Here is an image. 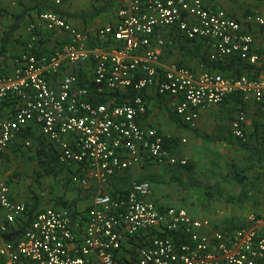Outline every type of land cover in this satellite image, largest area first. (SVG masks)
I'll list each match as a JSON object with an SVG mask.
<instances>
[{
  "label": "built area",
  "instance_id": "2783aa9c",
  "mask_svg": "<svg viewBox=\"0 0 264 264\" xmlns=\"http://www.w3.org/2000/svg\"><path fill=\"white\" fill-rule=\"evenodd\" d=\"M244 25L264 29V17L250 14L242 24L203 0H132L118 22L95 32L77 29L55 13H39L25 27L28 38L18 67L0 75V153L19 144L32 148L23 136L33 132L55 151L69 184L79 189L92 181L105 185L134 166H185L161 132L141 125L148 113L143 97L100 103L95 94L153 92L168 98L187 125L228 96L253 101L264 112V79L160 62L161 49L171 44L160 33L175 28L178 40H202L212 62L237 56L263 67L264 39L257 51ZM46 38L53 44L45 53ZM85 63L92 72L80 80L77 70ZM7 102L10 113L4 110ZM244 124L240 113L231 134L246 143ZM27 212L0 177V264H114L119 253L125 254L123 264H264V215L250 216L233 230L215 228L184 208L155 203L146 181L134 183L122 197L97 190L90 207L76 217L68 209H44L17 242H7L17 221L28 220Z\"/></svg>",
  "mask_w": 264,
  "mask_h": 264
},
{
  "label": "crops",
  "instance_id": "0c3cea01",
  "mask_svg": "<svg viewBox=\"0 0 264 264\" xmlns=\"http://www.w3.org/2000/svg\"><path fill=\"white\" fill-rule=\"evenodd\" d=\"M55 1L56 0H34V2L30 4L26 0H18L16 2L12 0H0V48L4 47V52L0 56V75L11 74L18 67L19 56L24 51L28 38L25 27L30 22L34 21L39 13L52 12L53 9H56L60 14H55L65 19L75 28L83 31L95 32L97 29L106 24H114L118 22L119 12L126 9L132 0H60L59 4H56ZM203 2L211 8L224 10L229 16L237 19L242 24L245 17L250 14H256L264 17V0H203ZM92 12L98 14L92 17H80L81 15ZM20 16H23V20L20 23L19 28L10 34L9 29L14 24L15 19ZM244 30L253 35L254 47L257 51H259L263 45L264 29L259 28L258 26L247 27L244 25ZM160 34L166 41L171 42V44L161 49L160 62L163 66L175 64L178 66L189 67L197 72L208 71L212 74L224 76L219 72L210 71L206 66L205 60L209 50L202 40H178L175 38V28L166 29ZM42 44L44 46L43 51L46 53L49 48L52 47L53 40L51 38H46L42 40ZM253 67L254 70L252 69L253 71L249 76L255 75L254 77H256V79H264V66ZM66 70L69 71L68 69ZM77 71H79L78 74L80 73L83 77L87 74L91 75V64L85 63V65ZM243 76H248V74ZM144 94L145 95L141 97H143L147 102L148 113L141 120V125L144 127H154L163 134L165 139L171 140L172 146H170L168 141L169 144L167 147L170 151H172V153H174L175 143L177 142L176 139L183 136L181 133L186 130V126L189 125L183 123L176 117L169 104L168 98L165 99L157 96L153 92H144ZM235 96L227 98L222 105L200 110L199 119L192 125L193 129L188 128L195 138L194 141L191 142L190 148H187L183 159L187 162L196 160L200 152L199 150L202 151L201 144L204 140L202 141L201 138L196 137V132L212 136L217 140L216 142L208 143H226L227 140L224 136L228 135L231 131L230 122L228 123L227 121L228 119L221 121V124L223 125L224 123L225 125V127L221 128V132L218 129L217 134H213L210 132V129L213 126V123H217L219 120H222L227 116H231L232 114L235 116L236 113V116L240 113H243L245 116L244 129L246 134L249 136L250 143H255L257 141V137L261 134L263 127L261 121L264 120V112H262L259 106L253 101L244 103L239 96ZM8 105L9 102L6 103L4 110L6 112L8 111L7 113H10ZM159 110L166 111V115L159 114ZM182 126L186 128H183ZM224 133L226 135L221 137L220 135ZM32 136L38 137V135L33 132H26L23 137L33 142ZM23 137L19 138V140L21 141ZM231 138L232 140L230 143L232 151L241 152L244 160L245 154L240 150L233 135H231ZM13 152H17L15 154H18L16 149H9L0 153V177L5 179L9 184L12 200L16 202H24L27 205L28 213L33 207H36L33 215L47 208L68 209L76 217L77 215L84 213L90 207L94 192L100 190L104 193H108L107 191L109 190L111 182H108L105 185H100L99 183L92 181L88 188H80L82 193H84L83 197L81 196L80 198L68 201L63 198L60 199L59 197H62L63 195H59L51 202L44 201L45 198H42L44 194L39 195L38 191H36L33 187L31 188L29 184H26L24 181L19 182L12 177V173H14L12 163L18 158L13 154ZM180 152L183 153L184 151L180 150ZM174 154L176 155V152ZM31 157H33V159H38L36 152H33ZM231 164L242 166L243 161L239 163L238 161L233 160L230 165ZM230 165L227 172H221V178L218 180V184H216L214 188H212V191H210L211 194L207 199L205 207L201 210L198 208L195 209L196 205L193 201L194 205L190 207L191 209L184 208L197 218H207L210 222H212V225L214 224L217 226L215 228L222 227V223H224L225 220L234 219V221L239 223L245 222V220H247L250 216L264 215V171L263 174H260L261 172L259 171L248 172L247 179L245 181L246 185L244 188H240L235 184L231 177L228 176ZM154 166L157 165L151 166L145 164L141 166H134L127 171L119 172L116 177L130 180V182L134 184L137 181L148 179L149 176H152V174L156 175L157 171ZM177 167L178 166H170V169L175 172L177 171ZM259 175L261 178L257 181L256 176ZM172 177L173 175L170 173L169 178L172 179ZM158 179H160V177H158ZM119 182L117 179V181H114L113 183L114 185L120 186ZM11 185H15V191L11 188ZM67 185L70 188H73L69 183H67ZM27 186L28 188L30 187L29 189L32 193V197L25 193ZM69 187L64 189H70ZM151 187L155 203L164 206H176L170 202V197L165 194L163 189L161 190L160 186L158 188H154V186L151 185ZM211 195L214 197H211ZM214 198H216V201ZM73 201L75 203L71 207L64 204L65 202L71 203ZM219 207H221V211H219ZM29 222L30 220L23 218L22 220L17 221L15 229H24Z\"/></svg>",
  "mask_w": 264,
  "mask_h": 264
},
{
  "label": "rangeland",
  "instance_id": "374dc122",
  "mask_svg": "<svg viewBox=\"0 0 264 264\" xmlns=\"http://www.w3.org/2000/svg\"><path fill=\"white\" fill-rule=\"evenodd\" d=\"M158 113L166 115V111L159 110ZM236 115L234 116V114H232L231 116L219 120L217 123H213L210 132L217 134L218 129L221 132V128L225 127L224 123L223 125L221 124V121L223 120L228 119L227 121L228 123L230 122L231 126L232 121L237 117ZM263 123L264 120L261 121V124L264 127ZM182 127L187 128L186 130L183 129L184 131L181 133L183 136L176 139L177 142L174 147V153L176 152L177 157L181 159H183L187 148H190V144L195 138L188 129H193L192 125ZM224 135L226 134L224 133L220 136L222 137ZM231 135L230 131L228 135L224 136L227 140L224 144L208 143L204 141L201 144L202 151L199 150L200 152L196 160H192L191 162L188 161L186 166H178L177 171L175 172H173L172 169H170V166L167 165L154 166L157 171L156 175L152 174V176H149L145 181L150 182L154 188L160 186L161 190L163 189L165 194L170 197V202L176 206L191 209L190 207L195 204V209L198 208L201 210L206 206L207 199L211 194V192L206 190H212V188L218 184V180L222 175L221 172H227L231 161L236 160L239 163L243 161V154L241 152L232 151L230 143L232 140ZM180 150H183L184 152L181 153ZM16 151H18V154H15L17 152H13V154L18 158L12 163V168L14 169L12 177L19 182L24 181L26 184H29L31 188L33 187L38 191L39 195L44 194L42 196V198H45L44 201L51 202L59 195H63V199L68 201L84 196L81 189L74 187L70 188L67 185V178L69 177L67 174H59L57 177L46 175L39 159H33V157H31L32 153L36 151L34 147L22 150L19 149ZM170 173L173 175L172 179L169 178ZM158 177H160V179H158ZM66 187H69L70 189H64ZM11 188L15 191L16 187L15 185H11ZM29 188L27 186L25 193L32 197ZM211 197L214 196L211 195ZM214 200L216 201V198H214ZM193 201L195 202L194 204ZM219 208V211H221V207Z\"/></svg>",
  "mask_w": 264,
  "mask_h": 264
},
{
  "label": "trees",
  "instance_id": "16d2710c",
  "mask_svg": "<svg viewBox=\"0 0 264 264\" xmlns=\"http://www.w3.org/2000/svg\"><path fill=\"white\" fill-rule=\"evenodd\" d=\"M52 12L60 14L56 9H53ZM97 14L98 13L92 12V13L81 15L80 17H84V16L92 17V16H95ZM22 20H23V16H20V17L15 19L14 24L9 29L10 34H12L15 30H17L19 28ZM3 52H4V47L0 48V56L3 54ZM206 57H207V55H206ZM205 63H206V66L209 68L210 71H216V72L221 73L224 76L232 77L235 79L240 78L245 74L246 75L248 74V76H249L251 74V72L254 70L253 66L242 61L237 56L232 57L230 60L226 61L225 63L212 62V61H209V59L207 57L205 60ZM79 76H80V80H83L85 78L80 73H79ZM254 76L255 75H252L249 77L256 79V77H254ZM144 95H145L144 92H137L133 89H129L127 92H124L121 94L110 93V94L99 95L96 93L95 98L100 103H105L109 99L116 98L117 104H122V103L129 101V100H132L133 98H135L137 96H144ZM229 97H232V96H228L227 98H229ZM226 99H225V101H226ZM263 130H264V127L262 128L261 134L257 137V141L255 143H250L249 136L247 134L246 135L248 138V142H246V143H243L240 140L235 139L240 150L245 154V157H244L242 166H239L237 164H231L230 165L228 176L231 177V179L235 182V184L238 185L240 188L245 187V185H246L245 181L247 179V173L248 172L259 171V172H261L260 174H263V171H264V132H263ZM195 136L199 137L202 140L207 141V142H216L217 141L214 137L203 134V133L196 132ZM32 139H33L32 144L34 145V148L36 150L35 151L36 156L39 159L40 164L43 166L44 173L46 175L53 176V177H57L59 174L60 175L63 174V169L61 166H59V164L57 162V157H56L55 151L52 150L48 145H46L40 139L39 136L38 137L32 136ZM165 141H166V145H165L166 147L169 143H170V146H172L171 140L165 139ZM168 141H169V143H168ZM15 149L16 150H19V149L22 150L21 144H19L17 146V148H15ZM256 177H257V179H256L257 181L260 180V178H261L260 175L256 176ZM117 179H118V182L120 181L119 182L120 186L114 185V183H113L114 181H117ZM143 181H145V180H140V181H137L136 183L143 182ZM109 182H111V185H110L109 190L107 192L113 197H122V196L126 195L133 185V183L130 182V180H127L124 178H118L116 176H114ZM67 183H69V177L67 178ZM206 191L210 192L212 190H206ZM242 195H243V193H242ZM59 198L62 199L63 196L59 197ZM74 203L75 202L73 201L71 203L65 202L64 204L71 207ZM35 208L36 207L31 208L29 210V213L27 212V214L29 215L28 220L32 219L33 213L36 210ZM222 225H223L222 227L224 229L232 230L235 228H240V227L245 226V222L237 223L236 221H234V219H229V220H225V222L222 223ZM214 227H217V226L214 225ZM22 231H23V228H20V229L14 231L13 233L6 235L5 236L6 241L14 244L19 239ZM124 258H125L124 254L119 253L118 258L115 260L114 264H123Z\"/></svg>",
  "mask_w": 264,
  "mask_h": 264
}]
</instances>
